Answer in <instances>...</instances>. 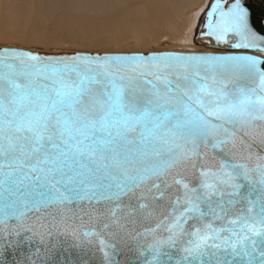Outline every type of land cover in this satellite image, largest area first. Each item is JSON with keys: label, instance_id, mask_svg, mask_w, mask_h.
<instances>
[{"label": "snow or ice", "instance_id": "obj_1", "mask_svg": "<svg viewBox=\"0 0 264 264\" xmlns=\"http://www.w3.org/2000/svg\"><path fill=\"white\" fill-rule=\"evenodd\" d=\"M208 16V35L218 42L235 36V47L264 52L256 43H264V35L253 31L241 0H215ZM262 65L256 55H77L42 61L5 49L0 55V187L23 189L25 195L11 209L0 206V216L10 211L23 216L22 209L53 200H119L152 177L166 178L180 164L196 168L191 162L203 155L200 148L235 146L238 130L264 121ZM217 69L239 72L252 86L229 88ZM218 159L214 170L200 166L196 186L175 181L183 196L175 197L166 218L169 236L157 246L175 245L189 220H202L203 228L189 234L186 255L175 264H231L203 257L210 248L236 252L238 246L237 254L256 264L257 245L264 264V164L249 168L234 162L231 150ZM152 189L160 191V183ZM242 189H247L243 195ZM243 201L246 212L229 218ZM220 220L226 226L214 227ZM149 264L162 262L156 258Z\"/></svg>", "mask_w": 264, "mask_h": 264}, {"label": "water", "instance_id": "obj_2", "mask_svg": "<svg viewBox=\"0 0 264 264\" xmlns=\"http://www.w3.org/2000/svg\"><path fill=\"white\" fill-rule=\"evenodd\" d=\"M233 1L227 0L230 4ZM249 11V20L257 35H264V0L242 1ZM215 0H210L205 11V34L208 35V13ZM227 7V4H225ZM211 37V36H210ZM229 45L222 51H149V52H87L45 53L22 47H0V55L7 49L10 52L31 53L41 57L42 61L70 60L80 56H115V55H181V56H230L256 55L264 60V52L256 49L237 48L239 38L232 36ZM214 38V37H212ZM215 39V38H214ZM260 49L264 43L256 41ZM8 63L19 64L18 60H7ZM261 67H264L262 65ZM7 71V69H5ZM202 75L211 77V72L201 70ZM216 74L229 82V88L251 87L247 80L240 79V73L217 69ZM153 79L154 77H148ZM174 78V77H173ZM23 83V80L20 81ZM231 150L234 162L247 164L255 168L264 164V121H253L251 126L238 130L235 146L228 144L223 148H200L203 155L190 164H180L170 169L166 178L152 177L140 187L120 197L119 200L74 199L57 203L55 200L41 205L38 209H22L21 216L16 211L5 212L0 216V264H149L158 258L162 264H175L186 255L183 251L193 239L190 233L195 228H203L205 221L192 219L184 225V235L179 237L175 245L157 241H167L169 236L166 219L173 208L176 196H183V187L175 183L184 180L190 186H196L199 179L200 166L215 169L219 165L222 151ZM195 175L196 180H193ZM165 181L168 187H165ZM160 183V191L151 189L152 184ZM247 189H242L243 195ZM23 189L9 190V185L0 187V206L12 208L19 197L24 196ZM31 197V193H28ZM255 198V197H253ZM145 205L146 207H141ZM19 206V205H17ZM247 202L243 201L232 208V214L246 212ZM160 225V227H157ZM226 226V220L216 221L214 227ZM224 236L229 235L224 233ZM219 243V241H217ZM259 248L252 253L253 260L259 264ZM231 248L208 249L204 260L219 258L231 264H248L246 254H237Z\"/></svg>", "mask_w": 264, "mask_h": 264}, {"label": "bare ground", "instance_id": "obj_3", "mask_svg": "<svg viewBox=\"0 0 264 264\" xmlns=\"http://www.w3.org/2000/svg\"><path fill=\"white\" fill-rule=\"evenodd\" d=\"M205 1L0 0V40L49 45L66 33L77 36L76 43L87 48L112 45L122 50L132 41L130 51H144L165 39L171 41V50L186 51L194 45L188 41L187 28L195 13L187 15L185 10ZM44 20L52 22L38 29L35 22Z\"/></svg>", "mask_w": 264, "mask_h": 264}, {"label": "rangeland", "instance_id": "obj_4", "mask_svg": "<svg viewBox=\"0 0 264 264\" xmlns=\"http://www.w3.org/2000/svg\"><path fill=\"white\" fill-rule=\"evenodd\" d=\"M209 1L210 0H206L205 3L199 7L198 5H195L193 6L192 8H188L185 10L186 14L189 15V14H192L193 12L195 13V19H193V21L191 22L190 21V24L187 28V31H188V41L193 45V48H185L186 51L187 49H192L194 51H199V50H202L203 48L200 47H195L196 46H200L199 44H196L194 41H193V34H194V30H195V26L197 24V21L198 19L201 17V15L205 12V10L207 9L208 7V4H209ZM201 3V2H200ZM197 12V13H196ZM50 21V20H48ZM47 21V22H48ZM43 22V21H42ZM45 20L43 22V24L39 21L35 22L36 23V26L39 28H41V26H45L44 24L46 23L47 24H50L52 21H50V23L48 22L47 23ZM41 24V25H40ZM66 35V33H64ZM64 34H61V40L58 42V43H53L54 41H52L51 44L49 45H44L42 43H31V44H28V45H23L21 44L20 42L18 41H4V40H0V47L2 46H13V47H23V48H27V49H31V50H35V51H40V52H45V53H70V52H76V51H87V52H98V53H102V52H112V51H118V52H132L130 51V47H132L134 45V43L132 41L128 42V43H125L122 45V50H116V49H119L117 48L116 46H112V45H107V46H104V47H101V48H97V47H93V48H87V47H82L81 45H78L76 43V40H78L77 36H74V37H68V36H71L69 34H67L66 36H64ZM33 36V35H32ZM37 35H34L33 37L36 38ZM33 38V39H34ZM71 38V40H70ZM69 39V40H68ZM37 40V39H36ZM68 40V41H67ZM63 42V43H62ZM35 44V45H34ZM130 44V45H129ZM171 41L170 40H163L161 41L160 43L158 44H153L151 45V47L147 50H142V51H133V52H149V51H163V50H171V49H174L172 48V45H171ZM165 47V48H163ZM162 48V49H161ZM129 49V50H128Z\"/></svg>", "mask_w": 264, "mask_h": 264}, {"label": "flooded vegetation", "instance_id": "obj_5", "mask_svg": "<svg viewBox=\"0 0 264 264\" xmlns=\"http://www.w3.org/2000/svg\"><path fill=\"white\" fill-rule=\"evenodd\" d=\"M233 1V0H229ZM248 1V0H242ZM206 11V10H205ZM205 23H206V15L205 12L201 15L198 19L197 24L195 26L194 34H193V41L196 44H199L204 51H222L225 50L229 45V40L227 43L225 42H218L216 39L207 36L205 33ZM233 37L230 36L229 39Z\"/></svg>", "mask_w": 264, "mask_h": 264}, {"label": "built area", "instance_id": "obj_6", "mask_svg": "<svg viewBox=\"0 0 264 264\" xmlns=\"http://www.w3.org/2000/svg\"><path fill=\"white\" fill-rule=\"evenodd\" d=\"M187 51H194V50H187ZM204 51V50H203Z\"/></svg>", "mask_w": 264, "mask_h": 264}]
</instances>
